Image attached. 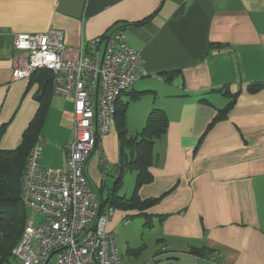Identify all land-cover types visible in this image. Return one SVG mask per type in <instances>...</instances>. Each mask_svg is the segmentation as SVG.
Segmentation results:
<instances>
[{
  "label": "crops",
  "instance_id": "obj_1",
  "mask_svg": "<svg viewBox=\"0 0 264 264\" xmlns=\"http://www.w3.org/2000/svg\"><path fill=\"white\" fill-rule=\"evenodd\" d=\"M52 27L72 47L121 29L140 51L146 75L120 105L127 104L129 136L154 108L168 115L167 132L155 145L153 179L138 192L142 199L160 197L146 212L151 226L158 223L170 263L264 264V0H0L2 150L21 144L43 97L39 75L13 77L14 36ZM166 72L175 75L166 80ZM235 94L226 116L213 122ZM43 99L40 163L62 169L74 104L55 92ZM119 160L115 118L87 163L103 197L120 176ZM128 172L136 181L125 171L120 195L130 196L135 186L122 194ZM138 214L114 209L107 229L114 234L116 220ZM192 248L209 253L198 256Z\"/></svg>",
  "mask_w": 264,
  "mask_h": 264
},
{
  "label": "built area",
  "instance_id": "obj_2",
  "mask_svg": "<svg viewBox=\"0 0 264 264\" xmlns=\"http://www.w3.org/2000/svg\"><path fill=\"white\" fill-rule=\"evenodd\" d=\"M13 47L15 79L49 70L54 92L74 104L65 167H42L41 140L28 156L21 198L29 214L15 257L19 264H125L107 229L114 209L102 211V193L87 163L110 132L121 95L146 75L140 51L121 29L72 47L64 31L52 27L15 34Z\"/></svg>",
  "mask_w": 264,
  "mask_h": 264
},
{
  "label": "trees",
  "instance_id": "obj_3",
  "mask_svg": "<svg viewBox=\"0 0 264 264\" xmlns=\"http://www.w3.org/2000/svg\"><path fill=\"white\" fill-rule=\"evenodd\" d=\"M37 75L43 86V97H39L40 109L25 130L21 144L16 149H0V264H19L13 250L20 241L28 219V209L21 198L23 172L30 151L37 142L43 120V110L46 106V100L43 98L49 92L54 93L53 73L49 70H38L30 78ZM162 75L166 80H171L175 72H166ZM251 89L254 90L256 87H251ZM236 96L237 94L231 96L232 100L219 112L213 122L226 116ZM126 107L127 104L120 105L119 98L115 118L120 142L118 163L120 176L107 196L102 195V211L107 207H112L124 211H137L140 215L147 216L146 211L157 204L160 197L142 199L138 191L153 179L151 167L156 163L155 145L167 132L169 119L163 109L154 108L149 113L142 130L134 136H128ZM2 133L1 128L0 136ZM125 171H133L136 174L134 190L130 196L120 195L117 190ZM191 251L198 256L209 253L206 248H192Z\"/></svg>",
  "mask_w": 264,
  "mask_h": 264
},
{
  "label": "rangeland",
  "instance_id": "obj_4",
  "mask_svg": "<svg viewBox=\"0 0 264 264\" xmlns=\"http://www.w3.org/2000/svg\"><path fill=\"white\" fill-rule=\"evenodd\" d=\"M129 175H131L130 172L125 175L122 194L130 190L132 182H135ZM133 190L134 188L128 191V194L131 195ZM115 222L113 232L125 264H167L171 262L167 255L163 254V244L159 241L160 234L156 220H154L156 226H151V221L147 216L138 214Z\"/></svg>",
  "mask_w": 264,
  "mask_h": 264
}]
</instances>
